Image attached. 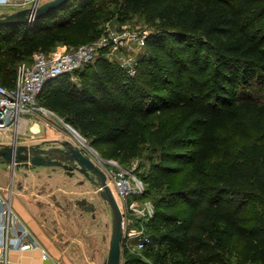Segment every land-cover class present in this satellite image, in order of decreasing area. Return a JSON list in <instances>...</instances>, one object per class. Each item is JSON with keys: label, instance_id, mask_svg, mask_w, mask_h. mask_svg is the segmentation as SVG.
Here are the masks:
<instances>
[{"label": "trees", "instance_id": "1", "mask_svg": "<svg viewBox=\"0 0 264 264\" xmlns=\"http://www.w3.org/2000/svg\"><path fill=\"white\" fill-rule=\"evenodd\" d=\"M139 13L152 32L135 76L103 50L48 81L40 103L103 157L139 160L147 197L160 192L154 264H264V102L250 91L264 83V0H69L0 25V84L35 52L91 43L103 21Z\"/></svg>", "mask_w": 264, "mask_h": 264}, {"label": "built area", "instance_id": "2", "mask_svg": "<svg viewBox=\"0 0 264 264\" xmlns=\"http://www.w3.org/2000/svg\"><path fill=\"white\" fill-rule=\"evenodd\" d=\"M46 0H0V8L25 9L40 6ZM146 31L109 30L88 44L73 51H37L31 61L22 62L17 70L15 84L9 88L0 84V133L12 140H34L36 135L27 130L30 124L44 121L53 128L59 122L69 130L91 160L106 174L107 184L112 189L123 214L122 261L127 252H141L153 245L149 225L157 214V206L147 197V187L138 172L139 160L123 166L115 158L103 157L88 139L71 124L66 123L56 112L44 107L39 100L45 84L59 76L74 74L96 61L101 51L106 50L112 62H117L128 75L138 73L139 58L147 53ZM12 132V135H8ZM99 191L102 187L99 186ZM0 185V264L9 263L10 250H41L44 259L50 255L25 227ZM15 236V240L14 237Z\"/></svg>", "mask_w": 264, "mask_h": 264}, {"label": "crops", "instance_id": "3", "mask_svg": "<svg viewBox=\"0 0 264 264\" xmlns=\"http://www.w3.org/2000/svg\"><path fill=\"white\" fill-rule=\"evenodd\" d=\"M18 10L15 9L14 12ZM34 126H38V130H34ZM30 128L36 135L35 139L31 141L24 139L19 143L36 144L35 142L46 140L71 138L63 124H56L53 128L48 123L40 121L30 124L27 130H31ZM12 141L9 139L1 143L10 144ZM12 168L10 165L0 163V185L7 188L4 195L32 236L47 250L50 258L44 259L39 249L10 250L8 264H105L110 251L112 214L107 203L97 194L99 187L91 185L97 194L92 198L87 194L83 195V190L90 185L86 184L79 190L75 186L77 185L75 181H69L70 176L62 168ZM10 169L13 173L12 182ZM78 183L83 184L82 180ZM84 199L88 204H94L92 212L68 210L69 206L81 205L80 201ZM1 207L0 204V210ZM76 215L84 223V228L79 234L76 230L78 223ZM13 238L15 240V236ZM93 243H96L94 245L96 247L92 246Z\"/></svg>", "mask_w": 264, "mask_h": 264}, {"label": "water", "instance_id": "4", "mask_svg": "<svg viewBox=\"0 0 264 264\" xmlns=\"http://www.w3.org/2000/svg\"><path fill=\"white\" fill-rule=\"evenodd\" d=\"M69 0H50L40 6L21 9L12 13L0 14V25H30L62 7ZM0 163L13 168L54 167L62 168L70 177L80 175L93 186H101L98 193L109 205L112 212V235L110 251L105 264H123L122 236L123 214L120 205L107 184L106 174L84 153L75 138L46 140L36 144H22L13 140L10 144L0 143ZM86 209L94 208L86 199L80 201ZM88 204V205H87Z\"/></svg>", "mask_w": 264, "mask_h": 264}, {"label": "rangeland", "instance_id": "5", "mask_svg": "<svg viewBox=\"0 0 264 264\" xmlns=\"http://www.w3.org/2000/svg\"><path fill=\"white\" fill-rule=\"evenodd\" d=\"M47 1H50V0H46L45 3ZM15 9H16L15 7H10V8L9 7H4V8H0V14L1 13H12V12H14ZM102 27H103L104 33L107 32V31H109V30L118 31V30H121V29H123V30L129 29L131 31H146L148 34H150L152 32V26L146 21L144 15L141 14V13H139V14H132L124 22L119 21V19L116 16V18L114 17L113 19H109V20L103 21L102 22ZM74 49H75V47H69L67 45H59L54 51H58V50H61V51H73ZM72 81H74L76 83H80L81 80L78 77H76V78L74 77V78H72ZM250 91H251V94H253L255 97H258L262 102H264V83H259V82H257V80H253L252 81L251 88H250ZM57 124L58 125H61V123H59V122ZM34 127H38V126H34ZM34 130H36V129H34ZM66 132H69V130H67ZM8 135H12V132H9ZM9 139H11V138H9L8 136H6L4 133H0V143L1 142L9 141ZM20 141L23 142L24 139H20L19 142ZM118 161L123 166H129L131 164V162H132V161H129V162L128 161H125V162H123L120 159H118ZM11 168H12V166H11ZM12 169H10V182H12V180H13ZM16 169H19V168H16ZM141 170L145 173L147 171V168L146 167H143ZM16 171L18 173L20 172L19 170H16ZM80 179H82V178H80V176H78V175H75L74 177H69V181L70 180L75 181V183L77 185H75V184L74 185L79 190H81L86 184L87 185H90V186H88V188L86 187V190H83V192H84L83 195H86L87 194L88 196H90L92 198H94L95 196H97V194L100 191L97 189V194H96L95 193V190L93 188H91V185L92 184H90L87 181L85 183L79 185L78 181H80ZM159 194H160V192H153V193H151V195L148 196V198L151 199L152 201H155V197L158 198L159 197ZM99 199H101V198H99ZM108 207H109V205H108ZM68 208H69L68 210H71L70 212H74V209L77 210V212H81V211H83V212L84 211H86V212H92V210H93V209H91V207L89 209H86L87 208L86 206L85 207H82V205H79V204L73 205V206H69ZM82 208H85V209H82ZM109 211L112 214L110 207H109ZM59 213H61V212H59ZM76 218H77V221H78V223L76 225L77 226V229L76 230H77V233L79 234L81 232V229L84 228V223H83V220L79 216L76 215ZM70 222H71V220H70ZM78 228H79V230H78ZM71 230H73V229H71ZM77 237H78V239H81L80 236H77ZM95 244L96 243H93L92 246L93 247H96V246H94ZM127 253H129V252H127ZM130 253L137 254L139 256H142L143 259L147 262V264H154L153 259H151V257H149V255H147V253L145 251H141V252L135 251V252H130ZM234 263H235V261H234Z\"/></svg>", "mask_w": 264, "mask_h": 264}, {"label": "flooded vegetation", "instance_id": "6", "mask_svg": "<svg viewBox=\"0 0 264 264\" xmlns=\"http://www.w3.org/2000/svg\"><path fill=\"white\" fill-rule=\"evenodd\" d=\"M35 143H40V142H35ZM63 170H64V169H63ZM78 176H80V175H78ZM80 178H82V179H80V180H82V181L85 180V178H84L83 176H80Z\"/></svg>", "mask_w": 264, "mask_h": 264}, {"label": "bare ground", "instance_id": "7", "mask_svg": "<svg viewBox=\"0 0 264 264\" xmlns=\"http://www.w3.org/2000/svg\"><path fill=\"white\" fill-rule=\"evenodd\" d=\"M34 129L38 130V127H34Z\"/></svg>", "mask_w": 264, "mask_h": 264}]
</instances>
